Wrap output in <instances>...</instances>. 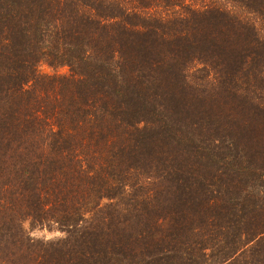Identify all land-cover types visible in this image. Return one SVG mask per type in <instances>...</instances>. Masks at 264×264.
<instances>
[{
  "label": "trees",
  "instance_id": "obj_1",
  "mask_svg": "<svg viewBox=\"0 0 264 264\" xmlns=\"http://www.w3.org/2000/svg\"><path fill=\"white\" fill-rule=\"evenodd\" d=\"M0 264H264V0H0Z\"/></svg>",
  "mask_w": 264,
  "mask_h": 264
},
{
  "label": "rangeland",
  "instance_id": "obj_2",
  "mask_svg": "<svg viewBox=\"0 0 264 264\" xmlns=\"http://www.w3.org/2000/svg\"><path fill=\"white\" fill-rule=\"evenodd\" d=\"M43 70L50 71V69L48 67H44ZM67 70H68L67 68L61 69V71H63V72H66ZM25 226L29 227L27 223ZM30 234L33 237H40V238L50 239V240H57V239L64 236L63 232H61L60 230H57L54 227H53V229H47V228L38 229V228H36V229L30 230Z\"/></svg>",
  "mask_w": 264,
  "mask_h": 264
}]
</instances>
